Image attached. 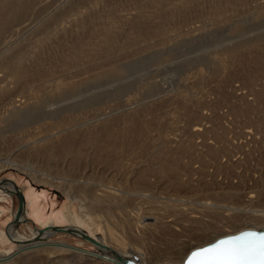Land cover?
Masks as SVG:
<instances>
[{
  "label": "rangeland",
  "instance_id": "374dc122",
  "mask_svg": "<svg viewBox=\"0 0 264 264\" xmlns=\"http://www.w3.org/2000/svg\"><path fill=\"white\" fill-rule=\"evenodd\" d=\"M195 1L189 8L198 12L190 15L188 22L187 20L186 22L182 21L177 16L167 26L166 35L151 36L141 39L139 44H130L127 38L129 36L137 37L136 30L132 29L134 27L131 26L130 21L157 23L158 17L166 16L172 11V0L167 1L165 8L160 11L156 8L157 3L152 0H99V3L98 0H39V4L34 10L12 20L11 27L6 30L0 42V56L6 52L9 53V51L18 53L22 59L25 57L27 63L30 62L29 66H31L32 57L36 56L35 53L38 52L37 54L42 56L40 54L43 48L44 53L41 57L43 61L40 64H43V70L45 68V71L51 72V76L48 75V81H53L51 80L53 76L66 84L87 80L74 89L71 88L68 91L64 89L63 92L61 91L64 94L59 95L60 97L55 96L52 100L50 99L48 104L50 103L49 105L52 104V106L45 107V111L52 108L56 110L59 106H62L63 109L67 104L79 103L82 101L79 99L82 94L87 107L86 110H83L86 112L75 108V111L71 113L74 114V117L81 119L79 121H82L81 124L87 123L86 126L84 125L85 127L82 125L81 129L98 127L100 122L106 120L113 122L114 119H117L116 121L121 123L126 118L130 121V117L134 115L140 117V119L138 117V121L145 129L140 145H145L144 148H146L143 150V147L140 146L142 147L141 156L138 154L137 159L145 161L147 158L148 160L146 155L151 154L148 162L153 165L149 164L150 168H148L149 166L146 168L150 169V172L154 170L152 174L156 178L152 177V180L153 185L157 186L142 191L147 195L146 198L134 196L132 200L134 202L129 203V208H132L130 210L137 209L134 210V217L132 215L129 217L123 210H112L113 212H109L111 214L101 212V215H95L97 217L95 223L103 232L108 234L111 232L113 237L124 241L120 242L122 245H127L126 243L130 242L134 250H132V254L138 256L137 254L140 253L143 259L142 264H182L191 250L209 244L219 237L235 234L247 228H264V222H256V224L255 221H250L249 223L250 219L247 217L250 215L244 213L247 209L249 212L256 209L264 210V206L257 205L249 197L251 194H256L253 190L257 188L256 186L264 184V123L263 128L257 129L244 118L235 115L237 108H243L245 107L243 104H247L257 112L255 114L253 111V117L259 118V120L263 118L264 122V87L257 96L259 102L255 107L248 103L251 102L248 100L249 97L252 98V95H248L247 98L239 97L234 95L231 90L236 83H240L244 88L247 87L246 90L251 89L249 87L264 79V71L261 74L250 75V82L246 83L244 80L247 76L242 71L243 61L240 53L224 54L221 57L225 44L234 36L230 31L232 24L243 22L246 31L254 36L264 32V13L257 16L254 14V5H240L235 11L229 10L224 13L223 17L218 16L220 20H223L218 24L213 16L214 10L210 8L212 2L208 0ZM93 6H96L100 13L108 12L107 9L111 8L110 10H114L115 18L96 20L93 27L80 28L74 22L78 12ZM106 27L118 35L119 48L117 55L113 57H102L98 55L99 51L97 53L100 47L96 45L99 44L96 43V40L100 42V39L103 38L102 33L100 34L98 30ZM92 28L98 30L94 33ZM153 28L148 25V29ZM44 36L52 39L41 45ZM90 40L95 42L93 48L96 49L91 50L92 47L85 46L81 50L86 52L90 48L91 52L87 51V53L90 55L97 53V56L94 54L95 56L91 57L93 61L86 58L77 65L72 64L76 66L67 67L64 61H67L68 52H80V49H75L76 44H80L82 41L83 44H87V42L89 44ZM258 45L259 47L257 46L255 49L264 51V42ZM93 50L95 51L92 52ZM99 56L101 61H99ZM94 58L96 59L94 60ZM115 59L124 69L122 76H118L119 78L116 79L112 77L97 81L90 80L93 75L101 74V71L108 68ZM64 68L66 69L64 70ZM252 70L254 71V69ZM0 79L2 81L0 86L6 87L7 85L15 91L13 93H17L13 94L15 97L12 95L9 97L10 99L7 97L0 100V181L5 183L14 181L23 194L27 192V189H30L46 219L51 214L61 213L66 205L73 206L72 209L80 214L79 202L68 196L67 186L70 184L69 180L73 178L71 173H76L75 175L78 176L76 178L91 174L90 178H94L97 182L104 180V184L109 183L113 174L106 172L102 175L105 172L103 166L96 165V171L90 172L89 168L84 170L82 166L81 169H78L74 163L71 166L70 162H62L56 155L55 158L54 155L48 156L38 150H33L30 153L29 150L32 146H29L30 142L28 141H32V138L29 137L30 134L25 129L28 127H24V131L23 129L14 131L8 125L13 121L11 104L19 107L23 102H32L35 94L40 92L37 91L40 88V82L31 81L30 85L28 84L25 89L22 91L19 89V91L15 83L12 82V75L2 67H0ZM54 81L47 83L49 84L47 86L50 87L51 84L52 87ZM120 86H122L121 89L126 90L127 88V90L117 97L114 91H119ZM110 91L114 92H112V96L106 95V97L105 94L103 96V93L111 95ZM90 95H94L92 98L101 95V98L103 97L102 99H105L106 102L99 101V97L97 100L101 104L96 103V99H91L94 100V103L90 100L86 101L85 99ZM107 98L110 99L107 100ZM194 98H199L200 102L197 108L199 113L197 119L199 120L191 122L184 114V100H193ZM88 106L92 107L88 108ZM59 108L61 109V107ZM225 109L228 110L227 115L224 113ZM59 115H63V113L59 112ZM212 124L218 125L220 135L217 139L212 133H208V126ZM123 126L126 127L127 138H130L132 124L125 123ZM198 127H201L203 131L195 133V129ZM83 129L82 131H84ZM161 130L166 132L165 136ZM160 138L165 141L160 142ZM169 138L173 140L169 141ZM146 140L150 143L147 144ZM162 145L164 146L162 147ZM209 151L211 152L208 153ZM213 151L216 153L218 151V155L214 156ZM142 157L145 158L140 159ZM151 167H155L157 171L155 168L152 170ZM172 167H177L176 174H172ZM165 168L166 171H163ZM55 177L58 178L55 179ZM241 179H247L245 180L247 183L245 186H247L241 187L242 198L239 201L233 200L228 192L231 187L240 186ZM58 183L61 185L59 188L57 187ZM123 183L125 191L137 193L132 185L130 187L129 184L125 185V181ZM0 190L2 189L0 188ZM185 200L187 203L184 202ZM207 200L217 205L220 204L219 207L224 208L225 206L229 209L224 212L220 209L215 214L207 212L199 205ZM25 209L24 206L21 213L22 216H25L24 220L17 224L15 218L19 210V199L15 194L0 195V212L3 211L0 213V225L13 246L22 244L13 242L8 233L11 226H16L14 230L28 240L34 233L41 234L39 232L42 228L38 227L39 222L34 219L33 215H26ZM135 213L139 215L136 216ZM129 224L135 231L129 239H125L123 236L128 234L125 230ZM50 231L54 232L53 229ZM100 236L98 235V237ZM48 239L55 243L46 247L56 246L59 243L63 245L61 247L70 249L67 252L50 254L48 251H41V247L37 248L38 250L36 248L28 249L30 246L26 242L23 244V246L25 245L23 248H18L19 253H17L18 250L15 251V248L10 251L12 252L10 257L6 258L8 261L11 260L12 264H109L91 257V252H97V249L88 241L72 234L57 232L56 235H52ZM135 242L146 245L143 246L144 250L142 246H134ZM0 255L3 256V250H0Z\"/></svg>",
  "mask_w": 264,
  "mask_h": 264
},
{
  "label": "bare ground",
  "instance_id": "6f19581e",
  "mask_svg": "<svg viewBox=\"0 0 264 264\" xmlns=\"http://www.w3.org/2000/svg\"><path fill=\"white\" fill-rule=\"evenodd\" d=\"M133 1H136V0H133ZM167 1H169V0H152V2L157 3L156 8L158 9V11L163 10L165 8ZM172 1H173V3L171 4L173 7L172 11L166 16L158 17L157 23L152 22V21L151 22H143V21H138V20L130 21L131 26L134 27L132 29L136 30L137 37L132 38L131 36H129V38H127L129 43L130 44H132V43L139 44L138 42L141 41V39H145V38L151 37V36L158 37V36H163L164 34L166 35V33H167L166 30H168L167 26L169 25L171 20H173L175 17L178 16L180 19H182V21L185 20L184 22H186V20H187V22H188V17L190 15L198 12L195 9L189 8L191 5H193L196 2L195 0H187V1L172 0ZM208 1L212 2L210 8L212 10H214L213 16H215V21L218 24H220L221 21L223 22V20H220L218 18V16L223 17L225 12H227L229 10L235 11L238 9V7L240 5H243V6H249V5L253 6L254 5V8H255L254 14H256L257 16L262 15L264 13L263 12L264 11V0H208ZM98 3H99V0H98ZM38 4H39V0H0V42L2 41V39L4 37V33L6 32V30L11 27V24L13 22L12 20H16V19L20 18L22 16V14H27L29 11L34 10ZM96 8H97L96 6H93V7L88 8V9L86 8L82 12H78L79 14L76 17V19L73 18L74 22L77 25H79L80 28H90V27H93V25L96 23V20H105V19L110 20V17L115 18L114 10H110L111 8L107 9V10H109L108 12L104 11L103 13H100V11L97 10ZM48 24H50V23H48ZM148 25L151 27H154V28L148 29ZM45 26L47 27V23L45 24ZM48 29H49V25H48ZM48 29H47V31H48ZM92 30L95 33L96 30H98V29L95 30V28H92ZM110 30L107 27L98 30V32H100V34L102 33L103 38L100 39V42H97V40H96V43H99L96 45H98L100 47V49L98 48L97 53L99 51L98 55H100L102 57H113V56L117 55V50L119 48V44L117 42L118 35H117V33L112 32ZM246 30L247 29L245 28V24L243 22H236V23L232 24L230 31L233 32L234 36L231 38V40L227 44H225L221 57L224 56V54L233 55L235 53H240L241 60L243 61V64H242L243 67L241 66L243 69L242 71L247 76L244 81L246 83H248V82H250V78H251V77H249L250 75L261 74L264 71V60H263L264 51H259L258 49H255V47H257V46L259 47V45H258L259 43L264 42V34H263L264 32L262 31L258 34H255L254 36H252L251 34H249L250 32L246 31ZM55 32H56V30H55ZM97 34H99V33H97ZM49 37H51V36H49ZM51 39L45 38V36H44L43 41H41L42 39L40 40L41 42H43V43H41V45L44 44L45 42L48 43L49 40L51 41ZM94 44H95V42H93L91 40H90L89 44H88V42H87V44L86 43L83 44V41L80 44L77 43L75 49H80V52H78V53L68 52V54L66 55L67 61H64L65 62L64 64H66L67 67H69L70 65L76 66L77 63L79 64L81 60L82 61L86 60V58L87 59L90 58L91 62H92L93 60L91 57H93L95 55L97 56V53L96 54L94 53L95 55L91 54L92 55L91 56L90 53H87V51H89L91 47H92L91 50L96 49V48H93ZM45 45L47 46L48 44H45ZM90 45H93V46H90ZM96 45H95V47H97ZM85 46L90 47L89 50H87L86 52L84 50H81ZM37 48H39V47H37ZM84 49H86V48H84ZM94 51L95 50H93L92 52H94ZM89 52H91V51H89ZM37 53H35L36 54L35 57H32L31 66L28 65L30 62L27 63V61L24 59L25 57L22 59V57L18 56V53H15V52L9 51V53L6 52L0 56V67L7 70V72L12 75L13 81L12 80L11 81L15 83L16 87L18 88L17 90L20 89L22 91V89H25V87L31 81L40 82V88L37 90L40 92H38V93L35 92L36 93L35 94L36 96L34 97L35 100L33 99L32 102L27 100L28 103L23 102L25 104L23 105V103H22L21 104L22 106L19 105V107H16L15 105L11 104V107L13 109L11 117L13 118V121L11 123L9 122L8 126H10V128H13L14 131L15 130H21L26 126L28 127L25 129L30 134L29 137L32 138V141H28V142H30L29 146L30 147L32 146L29 150L30 153L33 150L34 151L35 150L36 151L37 150L43 151L48 156L54 155L53 157H55V158H56V156L59 157L60 160H62V162H65V163H66V161L68 163L70 162L71 166L74 163L75 165H77L78 169H81L82 166L84 167V170L89 168L90 172L96 171V165L97 166H103L105 168V172L102 175H104L106 172H111L113 175L110 178L109 183L104 184L103 183L104 180L103 181L100 180V182H97L94 180V178H90L89 176L91 174H89V175L86 174L85 176L83 175L79 178H76V177H78L77 175H75L76 173H71V177H73V178H71V180L67 179L70 182V184L68 183L69 185L67 186L68 190H69L68 196H69V198L79 202L80 209H81L80 214L77 211L75 212L72 209V208H74L73 206L69 207L66 205L65 207H63V211H61V213L59 212L55 215L51 214L48 217V219H46L45 215L41 211L42 209L41 210L39 209L38 204L35 201L36 198L34 196V193H32L30 191V189H27V192L24 193V196H25L24 206L26 207L25 213H26V215H33L34 219L37 222H39L38 227L40 226L42 228L41 230H43V231L41 232V230H40L39 233H41V234H35L34 233L33 236L31 237V239L28 240L23 235H19V233H17L14 230V228L16 226H11L8 230V233H9L10 237L12 238L13 242L16 244H22L20 246L14 244L15 246H13L12 245L13 243L11 244V241L7 238L5 232L2 230V226L0 225V250H3V256L0 255V264H12L11 260L8 261L6 257H10V255L12 253V252H10L11 250H14L16 248L15 251H17L18 248L19 249L23 248L25 246V245L23 246V244L26 242L30 246V247H28V249H32V248L37 249V248L41 247L42 248L41 251H43V250L46 252L48 251V253H50V254H56L59 252L61 253L63 251L67 252L68 249H70V248L68 247V249H66L65 247H61L63 245H60L59 243L56 246L52 245V247H46V246H49V245L55 243V242L52 243L51 241H49L48 238L52 235H56L57 232H62V231L67 232L70 235L72 234V235H74L78 238L84 239L86 241H88L87 237H90V238L94 239L95 241L99 242L101 244V246H99L97 244H93V243L88 241L97 249V252H91L92 253L91 257H94V258L99 259L101 261L108 262L109 264H124L123 260H128V259L135 260L136 263L142 264L143 259L140 256L141 254L140 253L137 254L138 256H135L132 254L133 249L131 247L130 242L129 243L125 242L127 245H122L120 242H124V241H121L120 238H118V237H115V236L113 237L111 232H109V234L106 232H103L102 229L95 223V219L97 218V217H95V215L96 216H98V214L101 215V212L109 213L112 210H123L129 217H130V215H132L134 217V210L136 208L133 210H130L132 208H129L130 207L129 203L133 200L134 196H136L138 198H146L147 195L143 194L142 191L146 190L148 188H152V186L156 185V184L153 185V180H152V177L156 178V176L154 174H152V172L154 171L153 168H155V167H151V169L153 170V171L151 170L152 172H150V169H148V168H150L149 164L151 162L149 163L148 160H150L149 158H151L150 157L151 154L146 155V156H148V160L145 157H144L146 159L145 161L138 160L139 158L137 159V157H139V155L141 154V152H140L141 148L143 147L142 148L143 150L146 148V147L144 148L145 145L144 146H142V144L140 145V143L142 142V138L144 136L143 133L145 132L144 131L145 129L143 126H141V124L138 121L139 116L137 117V115L133 114L134 116L130 117V121L128 120V118H126V120H124L121 123H119V121H116L117 119L113 120L114 123L112 122V120L107 121L105 119L106 121H104V122L102 121L103 123L100 122L98 127H93V128H88V129L86 128V130L82 128L84 130V131H82L81 126L82 125L86 126L87 123L81 124L82 121L79 122L81 119L76 118L73 116L74 114H71L73 111H75V108H79V110L86 112L85 111L86 110L85 108H87L86 102L83 100L84 98H82V97H84V96L82 94H81V97L79 96V99H81L85 103H83L82 101L80 102L78 100L79 103L75 102L77 104L74 103V105H71V104L68 105L67 104L68 106L65 105V107L63 109H62V106H59V107H61L62 110L59 107H57L60 110H58V109L55 110L54 108H52L49 111H45L44 110L45 107L52 106V104L51 105H49L50 103L48 104L50 99L52 100L53 97H55V96L57 97L59 95L64 94V93H62L64 89L65 90L67 89V91H68V89L70 90L71 88L74 89L77 86H79L80 84L82 85V82H85L87 80L72 83V84H68V83L66 84L64 81L58 80V78H53L54 77L53 76L52 77L53 79L51 77L50 78L53 81L55 80L54 81L55 83H53L52 87H51V84H50V87H48L47 85H49V84H47V83L53 82V81L47 80L48 75L51 76V72L48 70L45 71V68L43 70L42 69L43 64L42 65L40 64L43 61L42 60L43 58H41V57H43L44 49L42 48L41 54L39 52V54L42 56H39ZM62 54H63V52H62ZM100 56H99V58H100ZM64 57H65V54H64ZM95 59L96 58H94V60ZM88 61H90V60H88ZM99 61H101V58ZM72 64H76V65H72ZM65 69L66 68H64V70ZM252 69H254L255 72ZM67 72H69V71L67 70ZM123 72H124V69H123L122 65L118 64V62L115 59L112 61V63L110 64V66L108 68L106 67V69L101 71V74L93 75V77H90L91 78L90 80L91 81H97L100 79H108V78L110 79L112 77L114 79H116L118 76L119 77L122 76ZM57 77H59V76H57ZM45 79H46V81H45ZM260 81L262 82V85H261V83L257 82L254 86L251 87V88H254V99L252 100L253 102H248V103L254 105V107H255V105H257V102H259V99L257 98V96L263 90L262 88L264 87V79H262ZM1 82L2 81L0 79V83ZM88 82H89V80H88ZM4 84H6V83H4ZM121 88H122V86H120L119 91L114 89L115 90L114 92H116L115 95L117 97L122 95L124 90H125V89L123 90ZM126 90H127V88H126ZM13 92H15V91L11 90L9 88V86H7V85H6V87L0 86V100H2V99L4 100L7 97H8V99H10L9 98L10 96H12L13 94L14 95L17 94V93H13ZM110 92H111V95L109 93H103V96H104V94H105V96L109 95L108 97L112 96V94L114 92L113 91H110ZM98 95L94 98H92L94 95H90V97L89 98L87 97V99H85V100L86 101L90 100L91 102H93L94 100L92 101L91 99L97 100V98L99 97ZM127 96H129V95H127ZM32 97H33V95H32ZM117 97L115 98L116 100H117ZM102 98L100 95L98 100L101 102H102V100H104L106 102V100L102 99ZM108 99H110V98H107V100ZM97 101H96V103H100L99 101L98 102ZM184 102H185L184 103V107H185L184 114H185V116L191 122L192 121L194 122V120L198 121L199 119H197V118H198L199 113H198L197 108H198V105L200 103L199 98H197V99L194 98L193 100H191V99L184 100ZM254 103H256V104H254ZM100 104H99V106H100ZM53 105H55V104H53ZM243 105H245V107L237 108V110H236L237 114L235 113V115H238V117H240L242 119L244 118L245 120H247V122H249V124L251 123L252 126H256L257 129L263 128L264 122L262 121V119H263L262 115L260 114L261 118H262L261 120H259V118L253 117V111L255 112V114H257V112L253 108H252L253 109L252 110L247 104H243ZM235 106H238V105H235ZM90 107H92V106H88V108H90ZM83 109H85V110H83ZM110 109H111V107H110ZM59 112H60V114L63 113V115H59ZM136 113L138 114V112H136ZM233 114H234V112H233ZM109 115L112 116V114H109ZM58 116H62V117L59 118ZM139 119H140V117H139ZM125 123H131L132 124V131H131V137L130 138H127V136H126V127L123 126V124H125ZM235 124H236V122H235ZM202 126H205V125H202ZM208 128H209L208 133H212V135L216 137L215 139H217V137H219V135H220L218 125L212 124L211 126H208ZM23 131H24V129H23ZM200 131H203V129L201 127H198L195 129V133L200 132ZM161 132L165 136L166 132H163L162 130H161ZM249 132H251V131H249ZM255 134H256V132H255ZM170 139L171 138H169V141L173 140V139L172 140H170ZM28 140H29V138H28ZM159 141L164 142L165 140L160 138ZM159 141H158V143H159ZM166 142H168V140ZM149 143L150 142L147 141V144H149ZM154 145H155V143H154ZM164 145H162V147ZM140 146H142V147H140ZM153 150H154V148H153ZM211 150H214V149H211ZM157 152H158V150H157ZM210 152L211 151H209L208 153H210ZM212 154L214 156L218 155V151H217V153H216V151H213ZM155 155H156V153H155ZM144 158L142 157L140 159H144ZM162 163H164V162H162ZM164 165H165V163H164ZM164 165H163V167H164ZM146 166L147 167L149 166V167L146 168ZM165 167H167V166H165ZM159 168H160L161 173H162L161 165ZM176 168H173V167L171 168L172 174L177 173ZM155 171H157L156 168H155ZM163 171H166V168ZM156 173H158V172H156ZM38 175H40V174H38ZM48 177H51V176H48ZM57 178L55 177V179H57ZM239 178H241V177L239 176ZM61 179H63V178H61ZM61 179H59V180H61ZM181 179H182V177H181ZM51 180L53 181V178H51ZM245 180H247V179H245ZM245 180L241 179V185L240 186L231 187V189L228 192L231 199L239 201V199L242 198L243 194H242V188L241 187L245 186V184H247ZM123 181L126 182L125 185L129 184L130 187L132 185V187H134L133 189L137 190V193H132L131 191H125L123 189V185H124ZM159 181H161V180H159ZM64 182H66V180H64ZM39 183H41V182H39ZM58 184L59 185L57 187L59 188L61 185H60V183H58ZM17 186L12 185L11 183H5L4 181H0V188L2 189V190H0V195H8L9 196V194H15L17 197V192L20 190L19 186H18V188H17ZM256 187L257 188L253 189L254 192H256V194H251L249 197H250V199L252 198L253 199L252 202H256L257 205L259 204V205L264 206V184H262V186L258 185ZM140 191H141V193H140ZM132 202H134V201H132ZM184 202L187 203L186 200ZM199 205L201 207H203L204 209H206L207 212L209 211L212 214L219 212L220 209L222 210V212L227 211L229 209V208H225V206H224V208L219 207L220 204L217 205L216 203H213L212 201H208V200L199 203ZM183 206H187V205H183ZM127 208H128V210H127ZM23 209H24V207H23ZM246 211L244 213H248L250 215L249 217H247L248 219H250L248 221L249 223H250V221H252V222L255 221L254 223H256V222L263 223L264 222V210L256 209L253 211L251 210V212H249V211L246 212ZM239 212H240V209H239ZM0 213H3V211L1 210ZM109 214H111V213H109ZM135 214H137V213H135ZM138 215L139 214H137L136 216H138ZM24 218H25V216H22V215L19 216L16 223L18 224V223L22 222L24 220ZM57 223H58V225H57ZM51 229H53L54 232L50 231ZM125 229H123V230H125ZM247 229H252V228H247ZM254 229L255 230H264V228L263 229L254 228ZM243 230H246V229H243ZM243 230H241V231H243ZM48 231H50V232H48ZM125 231H127L128 234H125V236H123V238L129 239V237H131L133 235L132 233L135 230H133L132 226L129 224L127 227V230H125ZM44 232H48V233H44ZM236 233H238V232H236ZM98 235H101V236L98 237ZM229 235H232V234H229ZM136 239H137V237H136ZM137 240H139V239H137ZM139 241H141V240H139ZM133 245L136 247L146 246L143 243H141V245H140L139 242H135ZM143 250H144V247H143ZM17 253H19V250L17 251ZM3 257H4V259H1Z\"/></svg>",
  "mask_w": 264,
  "mask_h": 264
},
{
  "label": "snow or ice",
  "instance_id": "6c2138e0",
  "mask_svg": "<svg viewBox=\"0 0 264 264\" xmlns=\"http://www.w3.org/2000/svg\"><path fill=\"white\" fill-rule=\"evenodd\" d=\"M187 264H264V236L247 232L194 251Z\"/></svg>",
  "mask_w": 264,
  "mask_h": 264
},
{
  "label": "water",
  "instance_id": "95a60500",
  "mask_svg": "<svg viewBox=\"0 0 264 264\" xmlns=\"http://www.w3.org/2000/svg\"><path fill=\"white\" fill-rule=\"evenodd\" d=\"M7 182H8V183H11V184L14 185V186H17V184H16L14 181H7ZM17 188H18V186H17ZM17 197H18V199H19V210H18V212H17V216H16V218H15V221H17V220H18V217L21 215V213H22V211H23V207H24V202H25V196H24V194H23L20 190L17 192ZM42 231H43V230H41V232H42ZM62 232H64V231H62ZM247 232H253V233H256V234H258V235L264 236V230L246 229V230L240 231V232H238V233H236V234H232V235H227V236L220 237V238L216 239L215 241H213L212 243H209V244H207V245H205V246H203V247H199V248H196V249H193L192 251H190L189 254L187 255V257L185 258V260H184V262H183L182 264H187V260L190 258L191 254H192L194 251H196V250H199V249H201V248H205V247H210V246H212L213 244L218 243L220 240L230 239V238H232V237L240 236V235H242V234H244V233H247ZM87 239H88L89 242L101 246V244H100L99 242L95 241L94 239H92V238H90V237H87ZM73 249H74V248H73ZM122 260H123V259H122ZM123 263H124V264H137V263L135 262V260H131V259L123 260Z\"/></svg>",
  "mask_w": 264,
  "mask_h": 264
},
{
  "label": "built area",
  "instance_id": "2783aa9c",
  "mask_svg": "<svg viewBox=\"0 0 264 264\" xmlns=\"http://www.w3.org/2000/svg\"><path fill=\"white\" fill-rule=\"evenodd\" d=\"M259 83H261V85H262V82H259ZM246 88L247 87H245V88L242 87V85H240V83H236V84H234L232 86L231 90H232V93L234 95L239 96V97H245V98H247L248 95L249 96L252 95V98L249 97V100L248 101L253 102L252 100L254 99V88L249 87L251 89H248V90H246ZM224 113L227 115L228 114V110L225 109L224 110Z\"/></svg>",
  "mask_w": 264,
  "mask_h": 264
}]
</instances>
